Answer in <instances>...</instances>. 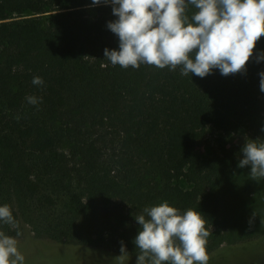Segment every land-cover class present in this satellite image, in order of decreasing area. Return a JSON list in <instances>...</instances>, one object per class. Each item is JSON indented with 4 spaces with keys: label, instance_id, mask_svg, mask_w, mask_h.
<instances>
[{
    "label": "trees",
    "instance_id": "1",
    "mask_svg": "<svg viewBox=\"0 0 264 264\" xmlns=\"http://www.w3.org/2000/svg\"><path fill=\"white\" fill-rule=\"evenodd\" d=\"M63 1L0 0V205L15 220L0 221V231L33 244L19 250L24 264L46 261L35 243L121 254L123 242L137 258L135 217L165 200L205 216L208 255L224 243L264 241V178L238 167L244 143L264 141V61H256L264 37L234 75L122 68L104 58L105 48H119L107 27L117 19L111 4L67 0L69 10L39 20ZM26 11L37 18L12 19ZM195 11L189 5V17ZM210 126L220 136L202 157ZM255 258L242 264H264Z\"/></svg>",
    "mask_w": 264,
    "mask_h": 264
},
{
    "label": "clouds",
    "instance_id": "2",
    "mask_svg": "<svg viewBox=\"0 0 264 264\" xmlns=\"http://www.w3.org/2000/svg\"><path fill=\"white\" fill-rule=\"evenodd\" d=\"M111 4L117 17L107 27L119 38V48H105L104 58L122 68L147 64L163 69L180 67L182 75L200 78L219 69L228 76L245 72L257 42L264 37V0H92ZM189 5L196 11L189 17ZM264 61V52L257 55ZM264 92V71L259 73ZM34 85L43 78L34 76ZM38 105L42 98L26 97ZM264 130V129H262ZM238 167L250 166L253 181L264 178V141L251 139L241 148ZM205 216L189 208L181 212L167 200L146 207L136 216L140 228L134 239L136 264H208L206 244L211 234ZM0 221L15 224L11 206L0 205ZM128 252L121 246L116 259L125 264ZM18 240L0 231V264H24Z\"/></svg>",
    "mask_w": 264,
    "mask_h": 264
},
{
    "label": "rangeland",
    "instance_id": "3",
    "mask_svg": "<svg viewBox=\"0 0 264 264\" xmlns=\"http://www.w3.org/2000/svg\"><path fill=\"white\" fill-rule=\"evenodd\" d=\"M69 5H71V3L65 0L62 2V6L64 8L45 13L39 16V20L45 21L50 16L64 13L70 9ZM84 10V12L86 13H94L93 7L85 8ZM33 18H37V15H33L30 12L26 11L21 14L14 15L12 19L27 20ZM2 108L4 107L0 106V110ZM219 136L220 132L215 127H208L206 130V137L197 147L198 154H200L202 157H208L209 155H211L212 148L215 145L216 139ZM238 140L239 139L236 137L234 142H237ZM175 182L181 185L182 187H190V185L183 179L177 180ZM25 232L33 235L29 228ZM32 246L33 244L31 242H27L18 245V249H30ZM36 247H38L36 251L37 255L39 254V251H44V255L46 257L44 258L46 260L44 261V264H119V261L116 259V257L121 255L120 253L111 252L103 247H86L85 250L80 251L79 249L68 247H56L52 245L49 249H45V244L35 243V248ZM51 249L54 250L53 256L49 257V251ZM257 256L260 257L258 258L259 260H261V258H264V241H252L250 243L236 245L231 248H228V244L224 243L220 246L219 250L209 254L210 259L208 261V264H242L244 261L257 259L255 258ZM136 262L137 258H134L130 255H128V259L125 260V264H136Z\"/></svg>",
    "mask_w": 264,
    "mask_h": 264
}]
</instances>
